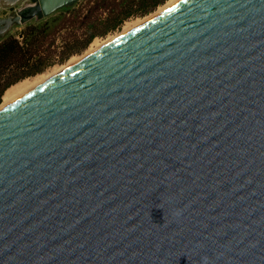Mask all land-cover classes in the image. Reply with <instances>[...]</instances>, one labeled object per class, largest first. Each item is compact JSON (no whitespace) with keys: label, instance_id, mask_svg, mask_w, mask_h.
Wrapping results in <instances>:
<instances>
[{"label":"water","instance_id":"1","mask_svg":"<svg viewBox=\"0 0 264 264\" xmlns=\"http://www.w3.org/2000/svg\"><path fill=\"white\" fill-rule=\"evenodd\" d=\"M0 264H264V0H182L0 109Z\"/></svg>","mask_w":264,"mask_h":264},{"label":"trees","instance_id":"2","mask_svg":"<svg viewBox=\"0 0 264 264\" xmlns=\"http://www.w3.org/2000/svg\"><path fill=\"white\" fill-rule=\"evenodd\" d=\"M165 0H87V9L68 7L58 17L28 23L23 39L9 34L0 39V99L16 80L38 73L54 61L65 60L95 37L117 28L127 17L145 14ZM75 27L83 28L78 31ZM66 31L59 57L51 55L59 31Z\"/></svg>","mask_w":264,"mask_h":264},{"label":"rangeland","instance_id":"3","mask_svg":"<svg viewBox=\"0 0 264 264\" xmlns=\"http://www.w3.org/2000/svg\"><path fill=\"white\" fill-rule=\"evenodd\" d=\"M28 0H19L12 8H2L0 9V16H5L11 10L18 9L22 7L24 4L27 3ZM182 0H165L163 3L156 6L153 10L145 13V14H134L127 18H125L120 25L113 29L108 31L105 34L102 35H96L93 37V39L87 44L86 47L81 49L78 52L72 53L69 55L65 60L60 61H54L51 64L47 65L42 71L28 75L25 77H22L15 82L11 83L9 86L6 87V89L3 91L0 99V108L6 107L10 105L11 103L15 102L16 100L20 99L24 95L28 94L29 92L33 91L43 83L47 82L51 78L55 77L56 75L60 74L73 64L81 61L86 56L94 53L95 51L99 50L100 48L104 47L106 44L110 43L111 41L115 40L116 38L120 37L121 35L125 34V32H128L129 30L138 27L142 23H144L146 20L151 18L153 15L181 2ZM74 9L83 8V11L87 9V0H77L76 3H74L72 6H70ZM68 7L61 8L50 15L43 17V18H31L30 20L21 23L19 25H14L10 31H8L6 35L13 34L17 36L20 40L23 39L22 31L24 27L28 23H38L46 18L49 17H58L60 16L61 11H65V9ZM75 29H78V31H82L83 28L75 27ZM66 31L61 30L59 31L58 35L56 36V42L54 43L55 51L51 53L54 57H59L60 51L63 48V42L66 37ZM11 92H9V90Z\"/></svg>","mask_w":264,"mask_h":264},{"label":"bare ground","instance_id":"4","mask_svg":"<svg viewBox=\"0 0 264 264\" xmlns=\"http://www.w3.org/2000/svg\"><path fill=\"white\" fill-rule=\"evenodd\" d=\"M12 89L9 90V92H11ZM1 109V108H0Z\"/></svg>","mask_w":264,"mask_h":264}]
</instances>
